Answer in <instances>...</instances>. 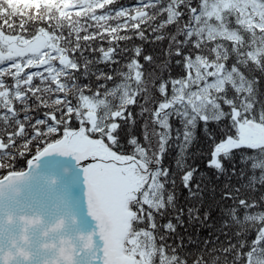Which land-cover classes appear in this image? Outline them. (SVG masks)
I'll list each match as a JSON object with an SVG mask.
<instances>
[{
  "label": "snow or ice",
  "instance_id": "1",
  "mask_svg": "<svg viewBox=\"0 0 264 264\" xmlns=\"http://www.w3.org/2000/svg\"><path fill=\"white\" fill-rule=\"evenodd\" d=\"M0 264H264V0H0Z\"/></svg>",
  "mask_w": 264,
  "mask_h": 264
},
{
  "label": "trees",
  "instance_id": "2",
  "mask_svg": "<svg viewBox=\"0 0 264 264\" xmlns=\"http://www.w3.org/2000/svg\"><path fill=\"white\" fill-rule=\"evenodd\" d=\"M21 166H22V165H21ZM201 235L204 236V235H206V233H202Z\"/></svg>",
  "mask_w": 264,
  "mask_h": 264
}]
</instances>
